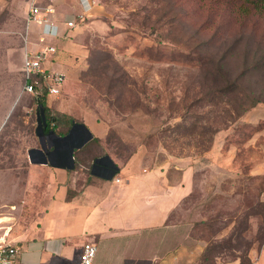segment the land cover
I'll use <instances>...</instances> for the list:
<instances>
[{
  "label": "rangeland",
  "instance_id": "obj_1",
  "mask_svg": "<svg viewBox=\"0 0 264 264\" xmlns=\"http://www.w3.org/2000/svg\"><path fill=\"white\" fill-rule=\"evenodd\" d=\"M95 1V15H76L74 48L54 54L64 52L66 70L60 93L46 94L50 114L97 122L116 163L140 153L192 182L165 235L186 264H247L244 255L252 264L264 250V17L237 8L264 0H225L217 12L200 0ZM211 59L225 60L227 80ZM39 96L29 108L13 100L0 117V206L16 205L11 237L35 223L51 180L28 156L39 146ZM106 255L98 243L95 261Z\"/></svg>",
  "mask_w": 264,
  "mask_h": 264
},
{
  "label": "crops",
  "instance_id": "obj_2",
  "mask_svg": "<svg viewBox=\"0 0 264 264\" xmlns=\"http://www.w3.org/2000/svg\"><path fill=\"white\" fill-rule=\"evenodd\" d=\"M95 5V0H0V117L13 100H23L21 107L29 108L25 102L32 94L23 89L25 54L46 44L74 48L68 35H72L75 25L66 28L65 21L69 16L92 17L100 9ZM33 6L38 8L39 21L29 18ZM56 25L64 28L62 36L54 33ZM62 55L61 50L56 58L49 56L44 67L65 76ZM53 98L50 102L47 98L48 108ZM60 106L58 103L57 108ZM37 110L36 137L41 129L46 132L49 128L57 138L73 126H81L85 132L70 148L52 144L50 151L55 159L49 161L29 156V151L38 146L28 150L31 162L44 165L51 180L35 223L26 232L17 230L14 237L10 235L18 247L15 264H76L85 239L104 244L111 254V261L106 255L98 262L93 259L92 264H186L188 259L180 246L170 249L165 235L170 214L189 193L192 182L169 178L163 164L149 165L140 153L132 154L122 164L116 163L103 154L102 127L89 117L67 118L59 109L56 116L50 114L51 123L46 125L38 120ZM103 157L111 162L108 171L92 169ZM181 176L186 177V172ZM263 256L264 250L257 259L256 252L251 253L252 264H264Z\"/></svg>",
  "mask_w": 264,
  "mask_h": 264
},
{
  "label": "built area",
  "instance_id": "obj_3",
  "mask_svg": "<svg viewBox=\"0 0 264 264\" xmlns=\"http://www.w3.org/2000/svg\"><path fill=\"white\" fill-rule=\"evenodd\" d=\"M79 17H81V15H79ZM29 18L34 21L40 20L38 8L36 6L30 9ZM75 22L76 17L66 20V28L73 27ZM54 28V33L57 36L63 35V27L56 25ZM40 40L42 41L43 39L41 38ZM56 49L55 45L46 44L34 52L25 54L22 63V71L25 78L23 89L25 91L35 95H40L41 91H45L47 94L54 96L60 93L64 75L61 72L49 71L44 67V62L49 56H53L56 53ZM116 181H119V179L116 178ZM2 208H6L7 210L4 211ZM14 208V204H2L0 206V264H15V259L18 254V247L10 237L13 216H11L9 210ZM96 251V243L91 239H85L80 245L76 264H92Z\"/></svg>",
  "mask_w": 264,
  "mask_h": 264
},
{
  "label": "flooded vegetation",
  "instance_id": "obj_4",
  "mask_svg": "<svg viewBox=\"0 0 264 264\" xmlns=\"http://www.w3.org/2000/svg\"><path fill=\"white\" fill-rule=\"evenodd\" d=\"M50 129V128H49ZM47 129L46 132H43L41 129L40 135L38 138V148L37 149H31L29 151V156L33 159V157H36L40 160H51L55 159L53 154L50 151V146L58 145L62 147L70 148V146L74 145V142L80 141L83 136L85 130L82 129L81 126H73L71 129H68V132H66V135L62 138L55 137L52 132ZM111 165V162L108 157H103L99 164H93L91 166L94 170H99L102 172L108 171V167Z\"/></svg>",
  "mask_w": 264,
  "mask_h": 264
},
{
  "label": "trees",
  "instance_id": "obj_5",
  "mask_svg": "<svg viewBox=\"0 0 264 264\" xmlns=\"http://www.w3.org/2000/svg\"><path fill=\"white\" fill-rule=\"evenodd\" d=\"M202 4H204L206 2L207 4V7H210V9H212V11H218L217 8L220 6V5H223L225 2V0H200ZM238 11L246 16H250V17H258V18H262L264 17V6L261 5V6H247L245 5L244 7L241 8H237V13ZM231 13H233V10H231ZM211 64L213 66V69L215 70L216 74H220L222 75L224 78H226L227 80V68L225 67V60H220V59H217V60H214V59H211ZM232 84H235L234 81H230L228 79V86L227 88L230 89L231 85ZM227 85V84H225ZM45 92H43L42 94H40L39 98H38V111H39V116H38V120L42 123V124H46V125H49L51 123V118L52 116L50 115V111H49V108L46 106V103H45V100H44V96H45ZM41 111V112H40ZM117 172V171H116ZM247 262V264H250V260L249 258L244 255L242 256V262Z\"/></svg>",
  "mask_w": 264,
  "mask_h": 264
},
{
  "label": "water",
  "instance_id": "obj_6",
  "mask_svg": "<svg viewBox=\"0 0 264 264\" xmlns=\"http://www.w3.org/2000/svg\"><path fill=\"white\" fill-rule=\"evenodd\" d=\"M113 175H114V173L111 174V176H113Z\"/></svg>",
  "mask_w": 264,
  "mask_h": 264
}]
</instances>
